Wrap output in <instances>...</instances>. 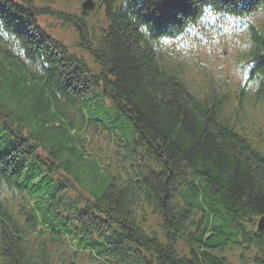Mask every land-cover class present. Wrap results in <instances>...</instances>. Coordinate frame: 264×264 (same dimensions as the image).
Returning <instances> with one entry per match:
<instances>
[{"label": "trees", "instance_id": "trees-1", "mask_svg": "<svg viewBox=\"0 0 264 264\" xmlns=\"http://www.w3.org/2000/svg\"><path fill=\"white\" fill-rule=\"evenodd\" d=\"M97 3L98 28L90 11L0 0V264H264V20L249 25L236 87L166 49L211 14H264V0ZM48 15L73 27V47ZM102 99L117 168L82 136L104 127L85 115ZM44 150L76 177L72 193L43 180Z\"/></svg>", "mask_w": 264, "mask_h": 264}, {"label": "rangeland", "instance_id": "rangeland-1", "mask_svg": "<svg viewBox=\"0 0 264 264\" xmlns=\"http://www.w3.org/2000/svg\"><path fill=\"white\" fill-rule=\"evenodd\" d=\"M84 1L86 0H34V2L39 6H49L56 11L68 9L69 12L74 13L77 16L82 14L81 5ZM94 3L95 7L93 5L94 8L89 14H87L86 18L90 26L98 28V25L102 20V12L99 8L96 10L98 4L97 0H94ZM263 17L264 14L240 19L230 16H217L211 14L207 19L208 22L203 25L202 29L196 30L195 34L193 33L192 36L188 35V44L181 47L178 45L177 41L175 43L167 42L166 49L168 51L170 49H174V53L177 54V56L182 59L187 66H189L193 74H196V71H199L200 73L211 74L219 78H226L232 87H236L237 82H239L243 77V74L238 70L240 63L243 66V55L248 48L247 39L249 25L250 23H258V20ZM40 21L45 22L47 24V28L50 30V33L63 40L70 48L77 42V37L73 27L69 26L65 21H62L61 18L48 15L42 16ZM193 36L199 38L200 41L194 40ZM223 50H225V53ZM74 51L80 53V50L77 47H75ZM189 51L191 53H189ZM81 53L85 55L88 64L94 70L97 65L94 63L92 57L87 52ZM242 72H244V69ZM99 103L102 105H98L100 109H97V104L89 105L86 100L85 115L87 119L102 121L104 127H91L92 130H85L82 133V136L85 138L87 143H92V147L97 149L99 158L101 156L105 157L113 164V166L117 168V165L121 163V158L116 157L115 149L108 146L105 138L101 136V134H104L109 137L107 133V128H109V126L103 122L105 117L102 116L104 113H106L107 116L111 115L112 112L110 108L112 106L110 101L107 99L99 100ZM94 110H98L99 114H94ZM58 121L61 122L60 119H58ZM259 127L263 128L262 126ZM119 133L120 132L117 131V134L120 136L122 133ZM129 133H132V131L129 130ZM94 134H98V136H95ZM257 135H259V132ZM261 136L264 137V131H261ZM127 138H130V134ZM92 139H94L93 142H91ZM117 139L118 137L113 135L112 141L116 146H118L116 141ZM39 148L41 149L42 147L39 146ZM43 154L46 155V157L42 156L40 158V161L42 162L41 167L46 174L43 180L47 181V179H50L53 187L55 188L59 185H64L67 187V190L72 193L73 189L70 187V184L75 182L76 177L72 173L66 171L63 165L57 166L55 170L50 169L51 158L49 157L47 150H44ZM119 155L121 156L120 151ZM95 157L96 156L91 153L88 160L90 161ZM81 186L82 184H77L76 188H80ZM151 228L157 232L160 231V220L158 218H152ZM178 249L180 250L181 246ZM237 253L238 250L236 249L234 252L227 251V257L231 262H236Z\"/></svg>", "mask_w": 264, "mask_h": 264}, {"label": "water", "instance_id": "water-1", "mask_svg": "<svg viewBox=\"0 0 264 264\" xmlns=\"http://www.w3.org/2000/svg\"><path fill=\"white\" fill-rule=\"evenodd\" d=\"M92 7H93V3L91 2V0H87L86 2L83 3L84 9H90ZM256 227L258 228V230H264V215L257 219Z\"/></svg>", "mask_w": 264, "mask_h": 264}]
</instances>
